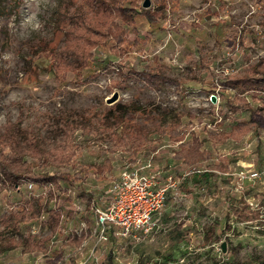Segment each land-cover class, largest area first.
<instances>
[{"label":"rangeland","instance_id":"obj_1","mask_svg":"<svg viewBox=\"0 0 264 264\" xmlns=\"http://www.w3.org/2000/svg\"><path fill=\"white\" fill-rule=\"evenodd\" d=\"M91 1L96 0H0V135L12 125L42 129L52 150L62 141L57 118L91 123V132L75 131L76 154L67 166L40 168L28 159V176L19 188L0 191V232L16 212L47 205L17 235L36 250L8 251L0 264H264V128L241 142L208 139L221 121L226 129L249 121L248 112L236 110L239 91L229 78L264 65V0H169L155 25L136 16L130 27L115 15L109 23L119 25L117 34L125 31L121 46L97 38L96 28L84 29L82 18L102 10L88 6ZM69 23L94 40L93 65L90 60L75 68L80 63L66 49ZM115 46L131 52L115 57ZM56 59L72 68L61 67L55 76L49 66ZM245 88L249 91L241 97L264 115V81L252 80ZM127 112L135 115L127 122L132 131L142 138L149 134L139 148L114 145L113 114ZM175 123L181 139L168 129ZM98 126L103 131L97 132ZM196 138L208 154L194 167L177 153ZM210 165L227 166L229 172L182 189L184 176ZM138 169L157 177L156 189L176 182L155 217L156 227L129 235L112 229L101 240L93 207L106 210L112 183ZM255 172L263 176L254 179ZM64 174L72 184L48 183V177Z\"/></svg>","mask_w":264,"mask_h":264},{"label":"trees","instance_id":"obj_2","mask_svg":"<svg viewBox=\"0 0 264 264\" xmlns=\"http://www.w3.org/2000/svg\"><path fill=\"white\" fill-rule=\"evenodd\" d=\"M142 1L143 0H122L121 3L120 0H115L117 5H108L111 3V0H96L95 2H88V6L97 5V8L102 6V10L97 11L95 14L96 16L92 13L87 19H85L87 16L82 18V23L84 22L85 25L84 29L94 30V28H96V33H94V35H98L97 38H112L113 41H118L117 45L121 46L126 42L124 39L125 31L123 30V34H117V30L121 28L113 22L109 23V21L113 20L112 16L117 15V17L123 20L124 25L126 24L130 27H135L133 23L135 22L136 16H144L145 22L155 25L159 22V15L167 9L169 2V0H154L156 4L155 8L144 9L139 5ZM99 15L111 18L105 19L99 17ZM68 20L69 19H67V21ZM81 25L79 27H81ZM69 26L71 29L66 33V49H68L71 53L70 55L72 57L74 56L80 63V65L75 66V68H85V64L87 63L89 65L88 62H90V60L93 65L96 61V57L89 52L90 48L96 46L95 43H92L94 40L90 39L87 35H82L76 31L78 28L75 23H69ZM89 32L91 33V31ZM146 37H143V39H145L144 42L149 41L148 36ZM240 44H243V39L240 40L239 45ZM130 48L131 47H116V53L113 55L119 58L126 57L131 52ZM53 62L54 63L51 62L49 69L55 76L58 75V70L61 67H65L66 69L72 68L62 60L59 61L56 59V61ZM252 80L264 81L263 62L250 66L248 71L244 74L233 75L229 78V82L232 83V86L238 88L239 91L238 96L236 97V100H238L237 104L239 105L236 110L248 112L250 118L247 123H232L229 129L224 127V122H219L220 127L218 130L208 131V139L211 140L213 144L221 142L225 143L228 140L241 142L251 131L264 128L263 113L248 104L246 99L241 97L245 92L249 91V89L245 88V85ZM75 117L76 116H63L55 120L54 125L57 130V135H60L62 141L52 150L47 148L46 140L48 138L42 136V129L27 130L22 128L20 124L8 127L6 132L0 135V191L5 190L6 192L11 193L19 188L21 181L28 176L27 171L31 166L28 159L36 161L40 168H49L52 166H58L61 168L67 166L72 157L76 154L74 151L76 144H74L75 142L73 139L75 131L83 129L84 132H91L89 129L91 124H89V120ZM113 117L115 120L112 132L114 145L118 147L131 146L132 148H139V141L141 139H146V136L149 134H145L142 138L127 125L128 121H134L135 115L129 112L122 115L115 113L113 114ZM97 129V132L103 131V127L101 126H98ZM119 129L121 130L120 134L117 133ZM168 129L173 137L177 139L182 138L180 134L181 126L179 123L172 124ZM203 145L204 144L200 143V140L196 138L189 149H184L177 153V155L179 158L184 159L188 165L195 167V165H197V163L204 159L208 154L207 151H200V148H202ZM92 167L100 172L104 171L103 166L95 165ZM217 172L228 173L229 168L227 166L219 167L217 165H210L204 171L194 169L189 175L182 178L180 185L182 189L187 191L191 181H194L195 185H202V183L208 184L211 180L217 177ZM47 180L48 183L54 187L58 186L59 181L69 184L73 183V180L68 174L54 175L48 177ZM35 206H37V208H23L5 221L4 229L0 232V255L18 248H24L25 252H33L36 250L37 247L35 248L26 239L17 238V235L20 233V226L29 223L35 215L40 217L43 210L47 207V205L42 206L40 204ZM36 209L39 210L37 213L35 212ZM109 260H112V256L109 257Z\"/></svg>","mask_w":264,"mask_h":264},{"label":"built area","instance_id":"obj_3","mask_svg":"<svg viewBox=\"0 0 264 264\" xmlns=\"http://www.w3.org/2000/svg\"><path fill=\"white\" fill-rule=\"evenodd\" d=\"M251 176L257 179L263 175L255 172ZM156 178L155 175L148 176L138 169L135 172H123L112 183L108 191L112 197L109 207L106 210L99 205L93 207L101 240H107L112 229H121L124 235H129L138 231L148 233L156 227L155 217L165 205L167 192L169 188L176 186L175 182L170 187L156 189Z\"/></svg>","mask_w":264,"mask_h":264},{"label":"water","instance_id":"obj_4","mask_svg":"<svg viewBox=\"0 0 264 264\" xmlns=\"http://www.w3.org/2000/svg\"><path fill=\"white\" fill-rule=\"evenodd\" d=\"M151 5H152L151 0H145L144 3H143V8H144V9H149V8L151 7ZM215 99H216V97L213 96V97H212V101L215 102ZM116 100H117V97H115L114 100H113L112 102H114V101H116ZM110 103H111V102H110ZM226 248H227L226 243H223V245H222V249H223L224 252H226Z\"/></svg>","mask_w":264,"mask_h":264},{"label":"crops","instance_id":"obj_5","mask_svg":"<svg viewBox=\"0 0 264 264\" xmlns=\"http://www.w3.org/2000/svg\"><path fill=\"white\" fill-rule=\"evenodd\" d=\"M183 160H184V159H183ZM218 173H221V174H227V173H222V172H217V174H218Z\"/></svg>","mask_w":264,"mask_h":264}]
</instances>
